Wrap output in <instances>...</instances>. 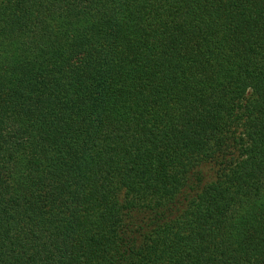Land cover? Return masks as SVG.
<instances>
[{
	"label": "trees",
	"instance_id": "obj_1",
	"mask_svg": "<svg viewBox=\"0 0 264 264\" xmlns=\"http://www.w3.org/2000/svg\"><path fill=\"white\" fill-rule=\"evenodd\" d=\"M0 264H264V0H0Z\"/></svg>",
	"mask_w": 264,
	"mask_h": 264
}]
</instances>
